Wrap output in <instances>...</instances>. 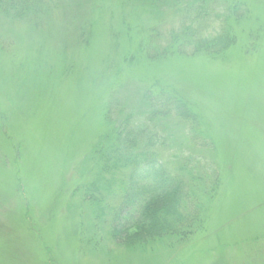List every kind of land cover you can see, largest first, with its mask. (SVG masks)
Here are the masks:
<instances>
[{
	"label": "rangeland",
	"instance_id": "rangeland-1",
	"mask_svg": "<svg viewBox=\"0 0 264 264\" xmlns=\"http://www.w3.org/2000/svg\"><path fill=\"white\" fill-rule=\"evenodd\" d=\"M108 1L51 0L35 22L0 17V264H264V0H226L241 14L213 15L230 39L217 54L165 51L178 12L161 22ZM142 89L185 102L210 139L204 148L176 133L164 151L193 163V173L176 166L191 186L184 240L122 222L115 238L116 197H84L95 147L112 132L110 100L138 106ZM134 234L150 239L128 245Z\"/></svg>",
	"mask_w": 264,
	"mask_h": 264
},
{
	"label": "trees",
	"instance_id": "trees-1",
	"mask_svg": "<svg viewBox=\"0 0 264 264\" xmlns=\"http://www.w3.org/2000/svg\"><path fill=\"white\" fill-rule=\"evenodd\" d=\"M109 1L112 2L109 4L110 8L114 10L116 3ZM226 2L129 0L128 3L144 6L150 16H156L157 21L161 22L167 14L180 13L179 20L175 22L178 25L165 30V51L169 48L180 50L182 46L190 44L196 49L202 45L217 54L227 47L230 39L226 34L219 33L213 25V21L216 22L213 15L217 14V19L222 24L223 19L228 20L230 15L236 17V14H241L238 4L231 6ZM50 3L51 0H0V17L4 20L12 18L35 22L42 7L46 8ZM90 4H93L95 10L99 8L95 2ZM169 10L173 12L167 13ZM141 14V11L134 13L133 21H137ZM227 28V25L223 26V29ZM144 30L141 29L139 33L142 35L149 32V29ZM227 34L229 35V31ZM138 97L140 98L135 101L138 106H134L130 99L129 107L116 104V97L110 100L106 118L111 123L112 132L104 135V141L101 140L95 147V159L91 162L97 173L93 180L86 183L84 197L98 205L103 204L107 198L104 193L116 197L117 205L112 208L111 220L114 223L115 229L113 226L112 228L115 238L119 233L116 231L118 224L122 222L127 224L125 229L132 227L138 231H146V234L160 233V236L180 233L177 237L184 240L185 228L191 227L192 219L183 215L182 204L190 198L191 186L187 184L185 173L181 170L193 173V163L187 157L189 155L176 151H166L168 154H164V151L170 150L171 139L175 141L176 133H180L178 136L183 139L181 143L185 144L189 140L197 142L199 147L203 144L204 148L208 146L210 139L200 132L198 115L177 97L167 93L154 94L143 89ZM114 113L116 115L113 116ZM199 139L203 141L202 144ZM201 163L203 161L197 164ZM179 164L183 169L178 170L176 166ZM213 168L215 169L209 170L210 177L218 175V168ZM188 172L186 173L189 174ZM101 208L105 211L106 207ZM134 236L126 238L128 245L142 239L135 234ZM148 239L150 236L142 240Z\"/></svg>",
	"mask_w": 264,
	"mask_h": 264
}]
</instances>
